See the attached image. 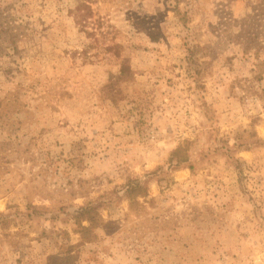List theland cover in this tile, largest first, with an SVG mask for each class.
<instances>
[{"label":"rangeland","instance_id":"rangeland-1","mask_svg":"<svg viewBox=\"0 0 264 264\" xmlns=\"http://www.w3.org/2000/svg\"><path fill=\"white\" fill-rule=\"evenodd\" d=\"M0 264H264V0H0Z\"/></svg>","mask_w":264,"mask_h":264},{"label":"trees","instance_id":"trees-1","mask_svg":"<svg viewBox=\"0 0 264 264\" xmlns=\"http://www.w3.org/2000/svg\"><path fill=\"white\" fill-rule=\"evenodd\" d=\"M93 16L94 15H93V12L91 11V9L88 8V7H84V9L81 12L78 13V17H76V20H78V23L80 25L85 26V25H89L90 24L89 21L92 19ZM95 26H96V24L94 25V27ZM96 31H97V29H96ZM94 42L96 43V44H94V45H96V47H95V53H96V55L95 56H98L99 54H103V55L106 54L105 51H101L100 53L97 52V51H99L100 48H101L100 50H107L108 48L101 47L97 43L98 40L96 38L94 39ZM109 92H110V94L112 96L111 98L113 100H115L116 99V96L118 94V91H115L114 86H112V87L109 88ZM255 142H257L256 144L262 143V141H257V139H255ZM92 209H93L92 204H88L81 211H79L77 215L84 216L85 214H87Z\"/></svg>","mask_w":264,"mask_h":264}]
</instances>
